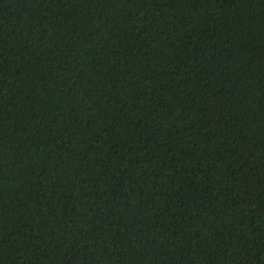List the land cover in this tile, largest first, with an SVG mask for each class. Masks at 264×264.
<instances>
[{"label": "trees", "instance_id": "obj_1", "mask_svg": "<svg viewBox=\"0 0 264 264\" xmlns=\"http://www.w3.org/2000/svg\"><path fill=\"white\" fill-rule=\"evenodd\" d=\"M0 264H264V0H0Z\"/></svg>", "mask_w": 264, "mask_h": 264}]
</instances>
